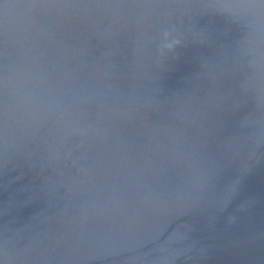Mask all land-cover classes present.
<instances>
[{
    "label": "water",
    "instance_id": "95a60500",
    "mask_svg": "<svg viewBox=\"0 0 264 264\" xmlns=\"http://www.w3.org/2000/svg\"><path fill=\"white\" fill-rule=\"evenodd\" d=\"M0 264H264V0H0Z\"/></svg>",
    "mask_w": 264,
    "mask_h": 264
}]
</instances>
